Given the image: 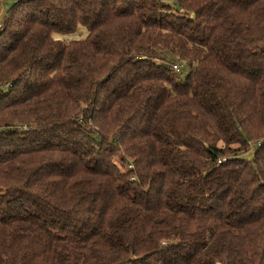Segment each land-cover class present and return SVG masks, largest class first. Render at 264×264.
<instances>
[{
  "label": "trees",
  "instance_id": "trees-1",
  "mask_svg": "<svg viewBox=\"0 0 264 264\" xmlns=\"http://www.w3.org/2000/svg\"><path fill=\"white\" fill-rule=\"evenodd\" d=\"M10 1L0 264H264V0Z\"/></svg>",
  "mask_w": 264,
  "mask_h": 264
},
{
  "label": "rangeland",
  "instance_id": "rangeland-1",
  "mask_svg": "<svg viewBox=\"0 0 264 264\" xmlns=\"http://www.w3.org/2000/svg\"><path fill=\"white\" fill-rule=\"evenodd\" d=\"M9 4H11V1L10 0H0V5H1V7H2V9H1V11H4V10H6V7L9 5ZM3 13V12H2ZM80 29L79 30H77V32L75 33V34H72V36L73 37H79V38H81V37H83L84 36V34H85V30H84V28H81V27H79ZM67 37H70V36H67ZM177 61V60H176ZM177 64H178V62H176ZM186 72V68L184 67V69H183V73H185Z\"/></svg>",
  "mask_w": 264,
  "mask_h": 264
},
{
  "label": "built area",
  "instance_id": "built-area-1",
  "mask_svg": "<svg viewBox=\"0 0 264 264\" xmlns=\"http://www.w3.org/2000/svg\"><path fill=\"white\" fill-rule=\"evenodd\" d=\"M172 67L175 68V69H177V68H176V67H177L176 65H173Z\"/></svg>",
  "mask_w": 264,
  "mask_h": 264
}]
</instances>
